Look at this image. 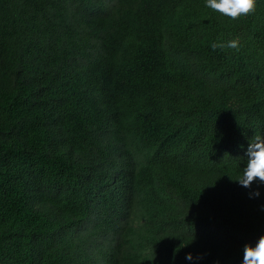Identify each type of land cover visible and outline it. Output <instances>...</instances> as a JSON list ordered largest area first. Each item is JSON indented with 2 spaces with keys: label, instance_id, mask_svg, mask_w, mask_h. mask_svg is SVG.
Returning <instances> with one entry per match:
<instances>
[{
  "label": "trees",
  "instance_id": "16d2710c",
  "mask_svg": "<svg viewBox=\"0 0 264 264\" xmlns=\"http://www.w3.org/2000/svg\"><path fill=\"white\" fill-rule=\"evenodd\" d=\"M257 5L0 0V264H242L264 235V185L236 182L264 134Z\"/></svg>",
  "mask_w": 264,
  "mask_h": 264
},
{
  "label": "clouds",
  "instance_id": "9594fccd",
  "mask_svg": "<svg viewBox=\"0 0 264 264\" xmlns=\"http://www.w3.org/2000/svg\"><path fill=\"white\" fill-rule=\"evenodd\" d=\"M206 6L223 16L237 20L241 17L254 15L258 5L257 0H206ZM211 47L213 51L225 47L238 49L239 41L236 39L228 41L227 44L213 43ZM245 155L247 163L236 182L240 186L250 189L249 198H258L260 196L259 186L252 189V185L256 182H259V185H264V134H255L252 137ZM185 258L193 261L202 259V256L193 257L192 253H187ZM242 264H264V235L259 237L255 246L245 244Z\"/></svg>",
  "mask_w": 264,
  "mask_h": 264
}]
</instances>
